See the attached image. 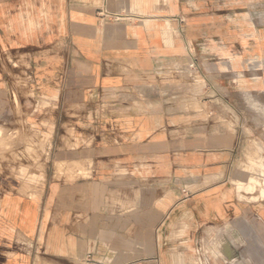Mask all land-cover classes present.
I'll return each instance as SVG.
<instances>
[{
	"label": "crops",
	"instance_id": "0c3cea01",
	"mask_svg": "<svg viewBox=\"0 0 264 264\" xmlns=\"http://www.w3.org/2000/svg\"><path fill=\"white\" fill-rule=\"evenodd\" d=\"M260 187L264 0H0V264H264Z\"/></svg>",
	"mask_w": 264,
	"mask_h": 264
},
{
	"label": "built area",
	"instance_id": "2783aa9c",
	"mask_svg": "<svg viewBox=\"0 0 264 264\" xmlns=\"http://www.w3.org/2000/svg\"><path fill=\"white\" fill-rule=\"evenodd\" d=\"M102 14H106L108 13V11L106 10V8L101 9L100 11ZM189 68L193 70V72H196V70L198 69V63H197V59L196 57L192 54L191 52V59H190V63H189Z\"/></svg>",
	"mask_w": 264,
	"mask_h": 264
},
{
	"label": "rangeland",
	"instance_id": "374dc122",
	"mask_svg": "<svg viewBox=\"0 0 264 264\" xmlns=\"http://www.w3.org/2000/svg\"><path fill=\"white\" fill-rule=\"evenodd\" d=\"M256 183H257V181L255 180L254 183H253L254 187H255V184H256ZM256 185H257V184H256ZM260 188H261V187H260ZM261 189H262V191H263V193H262V194H263L262 197L264 198V187L261 188Z\"/></svg>",
	"mask_w": 264,
	"mask_h": 264
}]
</instances>
